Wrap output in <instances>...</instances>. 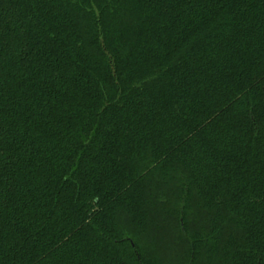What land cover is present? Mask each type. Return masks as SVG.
Here are the masks:
<instances>
[{
  "label": "trees",
  "instance_id": "1",
  "mask_svg": "<svg viewBox=\"0 0 264 264\" xmlns=\"http://www.w3.org/2000/svg\"><path fill=\"white\" fill-rule=\"evenodd\" d=\"M0 264H264V0H0Z\"/></svg>",
  "mask_w": 264,
  "mask_h": 264
}]
</instances>
